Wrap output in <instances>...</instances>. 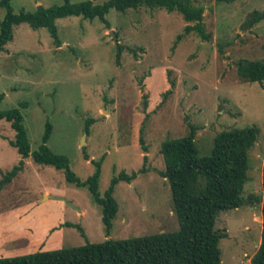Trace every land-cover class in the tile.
<instances>
[{"label":"rangeland","instance_id":"rangeland-1","mask_svg":"<svg viewBox=\"0 0 264 264\" xmlns=\"http://www.w3.org/2000/svg\"><path fill=\"white\" fill-rule=\"evenodd\" d=\"M64 1L10 0V6L14 13L33 12L38 5L49 8ZM195 2L204 9L207 42L191 33L174 46L187 25L182 17L143 7L109 10V29L97 18L57 19L59 47L45 28H13V39L0 52V110L19 109L30 152L41 145L49 122L47 147L66 156L81 181L94 174L92 162L101 161V196L113 176L139 170L144 156L147 171L114 186L118 211L107 234L101 207L88 189L68 183L61 170L22 160L9 144L13 130L0 120V180L23 162L21 172L0 191V258L177 231L171 192L159 175L164 169L160 144L196 126L198 153L207 156L217 134L255 126L259 134L249 153L243 203L220 212L215 223V229L227 233L218 242L221 262L250 264L262 227L261 203L249 197L262 196L264 81H243L237 66L264 61V20L243 28L253 12L264 11V0ZM5 13L0 7V23ZM116 42L123 47L118 65ZM142 128L146 151L139 143Z\"/></svg>","mask_w":264,"mask_h":264},{"label":"trees","instance_id":"trees-1","mask_svg":"<svg viewBox=\"0 0 264 264\" xmlns=\"http://www.w3.org/2000/svg\"><path fill=\"white\" fill-rule=\"evenodd\" d=\"M97 0L70 3L65 0L62 5L44 8L38 5L33 12L24 10L14 13L10 0H0V7L5 8V16L0 23V52L13 39V28L27 24L32 29L45 28L56 47L61 45L55 21L66 17H81L92 21L99 19L109 29L105 19L109 10L117 12L137 10L139 8L164 10L178 13L187 24L183 32L177 35L174 46L184 37L195 33L202 41L210 40V33L203 23L204 9L196 5L195 0H107L94 4ZM232 2L234 0H224ZM264 20L263 12H253L243 28H250ZM116 63L119 64L123 47L116 42ZM238 75L245 82L264 81V61H242L238 64ZM171 94L168 90L163 95L165 102ZM4 98L0 94V105ZM144 108L147 105L143 97ZM21 106H24L21 105ZM0 120L9 123L14 132V139L9 142L16 149L22 160L31 157L35 164L51 166L64 172L68 183L76 187H86L93 201L101 207L102 222L106 233L111 229V222L116 216L118 206L113 198L114 186L119 181L130 183L137 175L144 174V165L130 174L121 172L112 177L106 192H98L99 168L101 161L92 162L95 172L81 181L70 170L69 160L62 154L51 151L46 143L51 134V125L45 124L41 145L34 152L30 146L23 117L18 108L0 110ZM88 119L84 132L89 134ZM189 133L177 139L166 140L160 144L159 152L163 158L164 169L159 172L168 183L173 212L177 218L178 230L125 240H106L74 248H60L39 251L22 256L0 258V264H223L218 246L219 239L227 236L226 231L215 229L217 216L222 211L239 208L243 203L242 193L246 183L249 153L255 144L259 129L255 126L244 129H229L217 134L209 155L200 156L195 144L196 126H189ZM144 128L140 130L139 143L144 145ZM23 169V162L2 174L0 190ZM262 196L250 195L253 204L261 203V239L258 248L250 258V264H264V161L261 178ZM70 227L71 224H65ZM79 231L80 228H77ZM82 232V231H81Z\"/></svg>","mask_w":264,"mask_h":264},{"label":"crops","instance_id":"crops-1","mask_svg":"<svg viewBox=\"0 0 264 264\" xmlns=\"http://www.w3.org/2000/svg\"><path fill=\"white\" fill-rule=\"evenodd\" d=\"M177 14H178V13H177ZM203 17H204V16H203ZM28 158L31 159V157H28ZM28 158H26V159H28ZM26 159H23V160H26ZM31 160H32V159H31ZM32 162H33V161H32ZM33 163H34V162H33ZM20 172H21V171H20ZM18 173H19V172H18ZM17 175H18V174H17ZM16 177H17V176H16ZM16 177H15V178H16ZM15 178H14V179H15ZM14 179H13V180H14ZM6 186H8V185L6 184L3 188H5ZM3 188H2L1 190H3ZM1 190H0V191H1ZM21 219H22V218H18L17 221L21 222ZM25 219H28V217H25L24 220H25ZM24 220H23V221H24ZM41 251H42V250H41ZM34 252H35V251H34ZM37 252H39V251H37ZM31 253H33V252H31Z\"/></svg>","mask_w":264,"mask_h":264},{"label":"water","instance_id":"water-1","mask_svg":"<svg viewBox=\"0 0 264 264\" xmlns=\"http://www.w3.org/2000/svg\"><path fill=\"white\" fill-rule=\"evenodd\" d=\"M110 34H112V32H110ZM69 205V204H68ZM71 208H73L71 205H69Z\"/></svg>","mask_w":264,"mask_h":264}]
</instances>
